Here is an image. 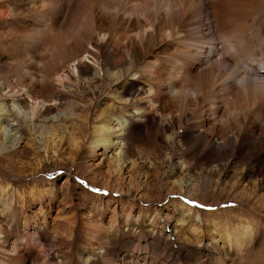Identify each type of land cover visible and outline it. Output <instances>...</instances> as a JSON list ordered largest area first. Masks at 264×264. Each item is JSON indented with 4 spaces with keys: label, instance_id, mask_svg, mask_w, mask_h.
<instances>
[{
    "label": "bare ground",
    "instance_id": "bare-ground-1",
    "mask_svg": "<svg viewBox=\"0 0 264 264\" xmlns=\"http://www.w3.org/2000/svg\"><path fill=\"white\" fill-rule=\"evenodd\" d=\"M4 24L13 32L0 35V56L12 60L10 75L19 80L13 86L6 78L8 91L0 94L2 131H20L4 119L14 102L33 125L80 101L68 84L82 91L86 84L110 85L111 102L99 109L91 143L108 149L119 137L125 140L123 133L113 138L120 121L124 133L149 125L163 141L173 134L177 158H242L239 184L244 189L246 176L256 175L249 186L263 187L264 0H0V29ZM97 99L76 104L92 113L82 127L97 119L91 109ZM247 230L225 234L228 253L215 245L208 261L188 253L184 264H264V240L255 242L254 231ZM75 233L68 235L70 246ZM29 236L0 239V264L76 262L67 253L56 261L51 243ZM142 236L137 243H105L92 260L79 264H157L153 258L160 244ZM136 248L150 258L142 263L127 255Z\"/></svg>",
    "mask_w": 264,
    "mask_h": 264
},
{
    "label": "rangeland",
    "instance_id": "rangeland-1",
    "mask_svg": "<svg viewBox=\"0 0 264 264\" xmlns=\"http://www.w3.org/2000/svg\"><path fill=\"white\" fill-rule=\"evenodd\" d=\"M3 27L2 37L13 32L5 24ZM11 62L0 56V94L8 91L6 78L13 86L19 80L10 75ZM92 85L86 84L82 91L68 84L67 90L80 101L35 120L33 125L18 103L10 104L14 111L8 110L5 122L20 131H2L0 127L1 240L41 236L51 243L56 261L62 262L63 253H67L74 264L92 260L105 243L120 246L123 239L137 243L142 235L160 244L153 258L157 264H184L188 253L208 261L209 255L216 253L215 245L228 253L231 248L225 234L244 232L248 226L247 231H254L255 242L264 240V184L260 189L254 184L250 187L257 179L250 175L243 189L238 182L244 169L242 158L229 154L219 162L177 158L171 132L164 141L149 125L124 133L116 118L114 124L121 126H116L113 138L123 133L126 139L119 137L108 149L94 145L91 141L99 126L100 110L110 104L108 97L112 96L110 85ZM93 91L98 99L91 109L97 110V119L82 127V119L92 113L76 108L90 102L95 97ZM71 225L75 230L70 233L76 232L73 246L68 236ZM70 248L73 251L68 253ZM126 253L142 263L145 257L150 258L141 248Z\"/></svg>",
    "mask_w": 264,
    "mask_h": 264
}]
</instances>
